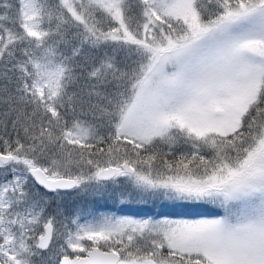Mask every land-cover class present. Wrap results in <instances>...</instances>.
<instances>
[{"label": "snow or ice", "instance_id": "obj_1", "mask_svg": "<svg viewBox=\"0 0 264 264\" xmlns=\"http://www.w3.org/2000/svg\"><path fill=\"white\" fill-rule=\"evenodd\" d=\"M0 264H264V0H0Z\"/></svg>", "mask_w": 264, "mask_h": 264}, {"label": "rangeland", "instance_id": "obj_2", "mask_svg": "<svg viewBox=\"0 0 264 264\" xmlns=\"http://www.w3.org/2000/svg\"><path fill=\"white\" fill-rule=\"evenodd\" d=\"M131 191V189L126 186L125 184H121L120 186H112L110 185L106 192L102 196H91L89 194L84 193H77V192H69L64 195L62 200V206L67 210L69 215H72L75 213L76 209L83 208V209H93L96 205H98L100 208L97 211L98 213H104L108 211H117L118 214H124V215H131L132 211L136 209H143L145 213H150L152 211H160L164 210L166 213L169 214L172 218H189L187 217V213L190 214L194 210H198V212H202L203 216L205 213H210L211 209L207 207H201L198 209H193L190 207H183V206H165L162 205L159 209H152L150 205H143L138 203H124L121 204V200L127 201L128 193ZM116 199V201L119 203V206L112 207H105L104 208V202H112ZM110 206V205H109ZM123 208L125 211L119 212V210ZM70 209V210H69ZM132 210V211H130ZM198 213V217L194 218H200L202 213ZM167 215V214H166ZM201 215V216H200ZM190 216V215H189Z\"/></svg>", "mask_w": 264, "mask_h": 264}, {"label": "trees", "instance_id": "obj_3", "mask_svg": "<svg viewBox=\"0 0 264 264\" xmlns=\"http://www.w3.org/2000/svg\"><path fill=\"white\" fill-rule=\"evenodd\" d=\"M110 205V206H109ZM119 206V203L116 201V199L114 200V198H113V201L112 202H108V201H106V202H104V208L105 207H112V208H114L115 206ZM101 207V206H100ZM98 205H96L93 209L94 210H99V208H100ZM120 207V206H119ZM70 210V209H69ZM160 211H162L164 214H167V215H169L168 213H166V211H164V210H160ZM201 211V210H200ZM199 211V212H200ZM198 210H194L193 212H191L190 214H186L187 215V217H189V218H194V217H198ZM200 213H202V212H200ZM210 213H211V211H210ZM210 213H205L204 214V216H209L210 215ZM190 215V216H189ZM202 216H203V213L201 214ZM200 215V216H201Z\"/></svg>", "mask_w": 264, "mask_h": 264}]
</instances>
